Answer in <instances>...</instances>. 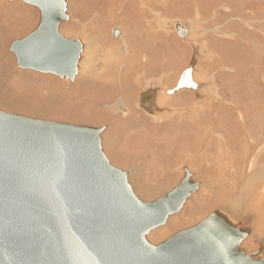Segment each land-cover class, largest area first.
<instances>
[{"label":"rangeland","instance_id":"1","mask_svg":"<svg viewBox=\"0 0 264 264\" xmlns=\"http://www.w3.org/2000/svg\"><path fill=\"white\" fill-rule=\"evenodd\" d=\"M148 1L151 2L150 9H146L148 4L146 7L139 5V10L127 13L122 0H66L69 19L61 24L59 31L68 39L87 43L90 63H93L92 66L89 64L91 68L87 72L78 74L71 82L18 67L10 46L37 29L40 13L36 7L21 0H0V35L3 36L0 40V111L56 123L105 128L101 141L106 158L111 165L128 174L130 185L143 202H154L168 194L184 177L183 168H190L194 180L200 183L199 190L188 199L179 214L149 232L147 239L155 246L223 209L234 200L239 188L246 187L247 191L242 188L243 192L245 190L242 199H248L240 217L246 219L244 226L251 228V234L241 243V246L246 244L245 248H240L245 253L256 252L264 245V242L256 243L254 237L256 234L264 237V183L242 186L247 180L242 174L250 168L226 169L231 159L222 158L221 153L222 150L225 155L229 153L223 139L227 133L237 146L234 151L243 154L242 148L249 146L246 140L255 131L253 126L249 128L251 123L246 127V123L237 119L236 113L241 107H247L255 112L253 118H258L259 113L252 107L258 105V100H264V79L260 77L264 70V35L261 33L264 31V0ZM196 10L200 12V23L193 25V37L191 35L189 42L181 41L182 37L174 33L168 20L194 21ZM216 10L220 13L217 16ZM154 12L161 13V19ZM166 19V23L163 22ZM245 21L249 27L245 26ZM121 26L126 31L125 42L113 39L116 36L111 34L113 27ZM194 41L202 44L210 57H196V51L189 46ZM224 43L228 52H223L219 46ZM159 44L161 47H157ZM146 55L152 59V65L155 62L158 65L143 67L140 56ZM126 61L130 64L129 70L123 71L120 67L125 69ZM190 62L196 65L197 79L207 80L208 91L201 92L198 97L192 90L182 89L173 95V99L178 98L175 102L169 101L172 97H168L166 115L161 122L137 108L140 95L150 86L160 85L169 90L175 87L177 77L190 67ZM209 78L212 84L208 83ZM122 81L128 82L125 92L118 89V83L120 87L124 84ZM115 105H123L126 111L129 110L128 115H123L121 110H125L121 106V110H115L118 108ZM261 106L264 107L262 101L259 110ZM113 107L116 108L112 110ZM139 118L142 119L139 121ZM243 125L247 130H243ZM218 133L222 134V141L221 137L217 138ZM156 152L157 157H154L152 154ZM235 170L239 171L238 175ZM240 217L235 218L240 221ZM165 227H168L167 232L152 238L154 232ZM260 252L259 257L264 259V248Z\"/></svg>","mask_w":264,"mask_h":264},{"label":"water","instance_id":"2","mask_svg":"<svg viewBox=\"0 0 264 264\" xmlns=\"http://www.w3.org/2000/svg\"><path fill=\"white\" fill-rule=\"evenodd\" d=\"M21 1L39 9L40 23L11 44L17 65L75 80L84 45L59 31L66 1ZM195 87L188 69L169 94ZM104 131L0 111V264H264L239 249L246 230L218 211L151 244L149 232L179 214L200 183L186 169L177 188L143 202L106 158Z\"/></svg>","mask_w":264,"mask_h":264},{"label":"bare ground","instance_id":"3","mask_svg":"<svg viewBox=\"0 0 264 264\" xmlns=\"http://www.w3.org/2000/svg\"><path fill=\"white\" fill-rule=\"evenodd\" d=\"M10 1V0H9ZM66 1V0H65ZM104 1H106V0H104ZM129 2V3H126V2ZM146 1H148V0H122V3H123V6L125 7V8H127V13H128V11H131V10H133V12L135 11V9H140V7L142 6V7H146V4H148V8H146V9H150V6L149 5H151V2L150 1H148V2H146ZM25 3V2H24ZM27 4V3H26ZM30 5V4H29ZM104 5V4H103ZM115 5H117V4H115ZM139 5H141L140 7H138ZM15 6H19V5H15ZM32 6V5H31ZM35 7V6H34ZM37 8V7H36ZM38 9V8H37ZM142 9H144V8H142ZM112 10H113V7H112ZM226 10V9H225ZM38 11H39V9H38ZM227 11V10H226ZM40 13V12H39ZM150 13H153V11L152 12H150ZM156 12H154V14H155ZM218 14H220L217 10H216V16L218 15ZM68 15V14H67ZM162 14L161 13H156L155 14V16L158 18V19H161V16ZM195 16H196V19H194V21H189V20H185V19H181V20H174V21H170V20H168V19H166V20H164L163 22H165L166 23V21L168 20V25L171 27V29L174 31V33L175 34H178L180 37H182V38H184V39H180L181 41H184V42H189V39H190V37H191V35H192V33H193V31L192 30H194V28H195V26H196V23L197 24H199L200 23V12H199V10H198V12H197V10H196V14H195ZM144 17V16H143ZM155 17V18H156ZM239 17V16H238ZM69 19V18H68ZM164 19V18H163ZM187 19V18H186ZM236 19V18H235ZM240 19V18H239ZM192 20V19H191ZM237 20V19H236ZM67 21V20H66ZM87 21V20H86ZM90 21V20H89ZM92 21V20H91ZM170 21V22H169ZM243 21V20H242ZM258 21V20H257ZM88 22V21H87ZM95 22V21H94ZM199 22V23H198ZM160 23V22H159ZM245 23V26H250V24L249 23H247L246 21L244 22ZM193 25H195L194 27H193ZM8 27V26H7ZM6 27V28H7ZM87 27V26H86ZM254 28V27H253ZM115 29H118L119 30V32H118V34H114V31H115ZM216 29H217V27H216ZM258 30V29H257ZM179 31L180 32H183L184 34H185V36H181L180 35V33H179ZM192 31V32H191ZM260 31V30H259ZM196 32V31H195ZM225 33V32H224ZM231 32H229V34H230ZM263 35H264V31H262L261 32ZM111 34L113 35V36H116V37H113V39H119V40H124V42H125V40H126V38H127V36H126V31H125V29L121 26V28H119V27H113V29H112V31H111ZM221 34V33H220ZM229 34H225L224 36H230ZM196 35V34H195ZM1 37H3V36H1L0 35V40H1ZM179 37V38H180ZM192 37H193V35H192ZM232 38H233V36H231ZM88 38V37H87ZM87 40V39H86ZM208 41V40H207ZM206 42V41H205ZM205 42H202V43H205ZM85 42H83V51H82V54H81V59H80V61H79V64H78V72H77V75L78 74H83V73H85V71L87 72L88 70H89V68H91V67H88L89 66V64H91L90 63V61H91V58H90V56H89V49H88V44L87 43H85ZM89 43V42H88ZM93 43V42H92ZM128 44V43H127ZM126 44V45H127ZM86 45V46H85ZM92 45V44H91ZM205 45V44H204ZM214 45V44H213ZM189 46H191V48L194 50V51H196V57H198V56H200L201 58H202V56H203V58H207V57H210L209 56V54L207 53V52H205V48H204V46L202 45V44H200L199 42H192ZM220 47H222L223 48V52H228V50H227V44H220L219 45ZM218 46V47H219ZM242 46V45H241ZM11 47V46H10ZM157 47H161V44H159ZM219 47V48H220ZM117 48V47H116ZM128 48H129V46H128ZM207 48H208V46H207ZM210 48V47H209ZM235 48H239L238 46H235ZM242 48V47H241ZM125 49V48H124ZM220 51H221V49H219ZM260 50V49H259ZM95 51V50H94ZM99 51V50H98ZM104 51V50H103ZM128 51V50H127ZM130 51V50H129ZM247 51H249V53L251 52V50H249L248 48H247ZM208 52H210L209 50H208ZM254 51H252V53H253ZM258 52V50L255 52V53H257ZM94 53V52H93ZM158 53V52H157ZM91 55V54H90ZM156 55V54H155ZM93 56V55H92ZM159 57V56H158ZM16 58V57H15ZM140 58L142 59V66L143 67H151V68H153L154 66H157V65H155V63L152 65L151 63H153V61H152V59H150V58H148L147 57V55L146 56H140ZM157 58V57H156ZM130 59V58H129ZM196 59V58H195ZM95 60V59H94ZM131 60H132V58H131ZM130 60V61H131ZM158 60V59H157ZM193 61V60H192ZM125 62V61H124ZM123 62V63H124ZM17 63V62H16ZM98 63V62H97ZM121 63V62H120ZM191 63V62H190ZM198 63V62H197ZM112 64V63H111ZM122 64V63H121ZM120 64V65H121ZM196 64V63H195ZM93 65V63L91 64V66ZM124 66H125V69L122 67V65H121V67H120V69H122L123 71L124 70H129V66H130V64H127V61H126V64L124 63L123 64ZM194 66H196V65H194V63H191V65H190V67H188L185 71H187L188 69H190L191 71H192V76H193V80H194V82H195V84H196V87H195V89L194 90H192V89H190V90H192L194 93H196L197 94V96L199 97L200 95H201V92H203V91H208L209 89H207V87H206V83H207V80H203V81H199L198 79H197V77H196V75L198 74V72H195V67ZM19 67V66H18ZM160 67V66H159ZM197 67H199V66H197ZM97 68V67H96ZM128 68V69H127ZM144 69V71L145 70H147V69ZM201 68V67H200ZM232 69V68H231ZM234 69V68H233ZM91 70V69H90ZM185 71H183V72H181V74H180V76L179 77H177V82H176V84H175V87H173L172 89H165V88H163V87H161L160 85H158V86H160V87H156V88H154L153 86H150L149 87V83H148V87L149 88H147L145 91L146 92H142V94L140 95V98H139V102H138V104H137V108L138 109H140V110H142L148 117H151V118H153V120L155 119V121L157 120V121H160V120H163L162 118L166 115L165 114V104H166V102H167V99H168V97H172L171 99H169V101H172V102H175L178 98H174L173 99V95H175V94H177V93H179L180 92V90L179 91H176V92H174V93H172V94H169V91H173V90H175L176 89V87H177V84H178V82H179V80H180V78H181V76L183 75V73L185 72ZM146 72V71H145ZM90 73V72H89ZM124 73V72H123ZM93 74V73H92ZM145 76H146V74H145ZM77 77V76H76ZM260 77H261V79H262V77H263V79H264V70H263V72H262V75H260ZM129 78H130V75H129ZM211 78V77H210ZM210 78H209V80H208V83L210 84L211 82V80H210ZM214 77H212V79H213ZM76 79V78H75ZM111 79V78H110ZM208 79V78H207ZM66 80V79H65ZM109 79H107V81H108ZM68 81H71V82H74L75 80H68ZM159 81V80H158ZM123 83H124V81H122ZM137 82V81H136ZM152 82V81H151ZM213 82V81H212ZM264 82V81H263ZM126 84L128 83V82H125ZM125 83L120 87L119 86V83H118V89H120L121 91L123 90L124 92H125ZM121 84V83H120ZM147 84V83H146ZM160 84V83H159ZM199 84H201V85H199ZM212 84V83H211ZM213 85H214V83H213ZM212 85V86H213ZM131 86V85H130ZM132 87L133 86H131L130 88H131V91L133 90L132 89ZM236 88V87H235ZM263 88V87H262ZM126 89H128V88H126ZM123 92V94H126V93H124ZM211 92H212V90H211ZM215 93V92H214ZM127 95V94H126ZM120 97V96H119ZM231 97H232V94H231ZM121 98V97H120ZM119 98V99H120ZM227 98V97H226ZM259 98V97H258ZM173 99V100H172ZM234 99H236V98H233V100ZM220 100V99H219ZM222 100V99H221ZM224 100V99H223ZM227 100V99H226ZM117 101V100H116ZM119 101V100H118ZM228 101V100H227ZM262 101V104H264V100H261ZM260 100H258V105L257 106H254V107H252V109L253 110H257V113H259L258 114V118H253V115H252V113L254 114L255 112H253L252 110H250V109H248L247 107H239L240 109H238V111H237V119H241L240 121L241 122H243L245 125H246V127H248L249 126V123H251V125L249 126V128H251L252 126L254 127V133H253V135H251L247 140H246V142H248L249 143V146H247V147H243L242 148V155H241V153L240 152H237V151H234L235 149H237V146H235V144H233V142H232V139H230L229 138V134H227V133H225L224 134V143H226L227 145H228V147H229V153L227 154V155H225V154H223V150H222V153H221V155H222V158H223V156L225 157V158H227V160H229V159H231V162H227V165H226V169L227 168H234V169H237V167L239 168V169H241L242 170V168H250V169H248L249 170V172H244L243 174H242V177L244 176V174L246 175V177H247V180H246V182H244L245 184L244 185H242V186H246L247 184H252V182H256V183H261V182H263L264 183V107H262L261 108V110H259V106H260V102H261ZM115 102V101H114ZM120 102H121V100H120ZM224 102V101H223ZM230 102V101H229ZM225 103V102H224ZM228 103V102H227ZM116 104V103H115ZM226 104V103H225ZM118 105H119V103H118ZM233 105V104H232ZM112 106H114V105H112ZM116 106V105H115ZM122 108H123V105H120ZM119 106V107H120ZM225 106V105H224ZM235 107H236V105H234ZM107 107V106H106ZM109 107V106H108ZM116 107H118V106H116ZM115 107V108H116ZM112 108V110L113 109H115V110H121V108ZM251 107V106H250ZM231 108V107H230ZM111 109V108H110ZM124 109V108H123ZM167 109V108H166ZM125 110V112L123 111V110H121V112L123 113V115L125 116L127 113H129V110L128 111H126V109H124ZM167 111V110H166ZM173 111V110H172ZM175 111V110H174ZM195 111V110H194ZM232 111V110H231ZM235 111V110H234ZM115 112V111H114ZM113 112V113H114ZM127 112V113H126ZM173 113V112H172ZM234 113V112H233ZM205 114V113H204ZM128 115V114H127ZM227 115V114H226ZM225 115V116H226ZM194 116V115H193ZM200 116V115H199ZM203 116V115H202ZM130 117H133V116H130ZM235 118V117H234ZM138 119V118H137ZM142 119V118H141ZM140 118H139V121L141 120ZM192 119H194V118H192ZM236 119V118H235ZM130 120V119H129ZM136 120V119H135ZM207 120V119H206ZM228 120H229V118H228ZM246 120V121H245ZM126 121V120H125ZM192 121V123H195L194 122V120H191ZM236 121V120H235ZM250 121H252V122H250ZM127 122V121H126ZM133 122H135L134 120H133ZM161 122V121H160ZM237 122H239V121H237ZM159 123V122H158ZM187 123V122H186ZM190 123V122H189ZM235 123V122H234ZM138 124H140V122H138ZM188 124V123H187ZM133 125V124H132ZM142 125V124H141ZM138 126H140V125H138ZM185 126V125H184ZM189 126V125H188ZM240 126H241V124H240ZM239 126V127H240ZM131 127V126H130ZM145 127V126H144ZM186 127H187V125H186ZM125 128V127H124ZM240 128H242V127H240ZM243 128H244V125H243ZM147 129V128H146ZM145 130V129H144ZM243 130H247V129H243ZM157 131V130H156ZM252 131V130H251ZM103 134V133H102ZM210 134V133H209ZM246 134V133H245ZM141 135V134H140ZM166 135H168V134H166ZM211 135V134H210ZM213 136V135H212ZM216 136H217V138H219V137H221V138H219L220 139V141H222V134L221 133H218V135L216 134ZM150 137V136H149ZM167 137V136H166ZM244 137V136H243ZM122 138V137H121ZM152 138V137H151ZM150 138V139H151ZM159 138V137H158ZM198 138V137H197ZM123 139V138H122ZM186 139V138H185ZM203 140H204V138H203ZM206 140V139H205ZM141 141V140H140ZM173 141V140H172ZM201 141V140H200ZM193 142H195V141H193ZM187 143V142H186ZM199 143H201V142H199ZM198 143V144H199ZM208 143V142H207ZM236 143V142H235ZM195 144V143H194ZM221 144V143H220ZM226 145V146H227ZM246 145V144H245ZM172 146V145H171ZM198 146V145H197ZM178 147V146H177ZM118 148H119V146H118ZM175 148V147H174ZM173 148V149H174ZM144 149V148H143ZM171 149H172V147H171ZM170 149V150H171ZM176 150V149H175ZM199 150V149H198ZM204 151H207V149H204ZM221 151V150H220ZM171 152V151H170ZM194 152V151H193ZM227 153V152H226ZM152 154V153H151ZM150 154V155H151ZM154 157H157V152L156 153H154V154H152ZM189 155H191V154H189ZM153 156H151L152 158H153ZM150 157V158H151ZM193 157V156H192ZM123 159V158H122ZM160 159V158H159ZM188 159V158H187ZM191 159V158H190ZM124 161H126V160H124ZM123 162V161H122ZM152 161H150V163H151ZM194 162V161H193ZM125 164V163H124ZM152 164V163H151ZM150 164V165H151ZM186 169H188L189 171H190V173H191V175H192V177H191V180L192 181H194V182H196L195 180H194V174L192 173V171H191V169L190 168H188L187 166H186V168L184 167L183 168V170H184V172H185V174H184V177H185V175H186ZM244 170V169H243ZM239 174V171H237V170H235V175H238ZM183 177V178H184ZM236 177V176H235ZM182 178V179H183ZM182 179L180 180V182H179V184L181 183V181H182ZM240 181V180H239ZM244 181V180H243ZM167 182V181H166ZM198 183V182H197ZM255 183V184H256ZM178 184V185H179ZM234 184V183H233ZM254 184V183H253ZM252 184V185H253ZM178 185L175 187V188H177L178 187ZM237 185V184H236ZM239 186V185H238ZM261 186H263L262 184H261ZM200 187V186H199ZM251 185H250V189H251ZM174 188V189H175ZM236 188L237 187H235L234 188V191H232L231 192V195H233V193L235 192V190H236ZM245 189L246 187H241V188H239V190L236 192V195H235V198H234V200L233 201H230V202H228L225 206H224V208L223 209H221V210H219L218 212H220L224 217H225V220L226 219H229V221L231 222V224H233L234 226H236L238 229H242V230H246V232H247V236L242 240V241H244L247 237H249L250 236V234H251V228L250 227H248L247 225L246 226H244L245 225V222L243 221V220H246L245 218L242 220V218L240 217L241 215V209H242V206H244V203H246V201H247V199H246V196H245V198L244 199H246L245 201H243V199H242V195H244L245 194V190L247 191V188L244 190V192H243V189ZM248 188H249V186H248ZM254 188V187H253ZM264 188V187H263ZM173 189V190H174ZM172 190V191H173ZM249 190V189H248ZM253 190V189H252ZM254 191V190H253ZM250 192V191H249ZM252 192V191H251ZM250 192V193H251ZM264 192V191H263ZM262 192V193H263ZM257 193V192H256ZM261 193V192H260ZM264 194V193H263ZM262 194V195H263ZM167 195V194H166ZM260 198V197H259ZM209 199V198H208ZM213 199V198H212ZM215 199V198H214ZM262 199V198H261ZM188 201V200H187ZM216 201V200H215ZM214 201V202H215ZM242 201H243V203H242ZM263 201H264V199H263ZM262 201V202H263ZM204 202V201H203ZM202 202V203H203ZM261 202V201H260ZM261 202V203H262ZM200 203V202H199ZM186 204V203H185ZM260 205V204H259ZM262 205V204H261ZM197 206V205H196ZM263 206V205H262ZM244 208V207H243ZM255 215V214H254ZM240 217L241 219H240V221L239 220H236V219H238V218H235V217ZM239 221V222H238ZM167 230H168V227H165V228H163V230H159L158 232H154L153 234H152V238H154V236L156 235V234H161L162 232H167ZM264 230V229H263ZM253 234V233H252ZM263 236V235H262ZM261 236V234L260 235H255L254 237H256L255 239L257 240V242L256 243H258V242H260V243H263L264 242V237H262ZM262 237V238H261ZM255 240V241H256ZM251 242V241H250ZM242 243V242H241ZM255 244V243H254ZM249 245V244H248ZM253 245V244H252ZM252 245H250V246H248V247H252ZM259 245V244H258ZM240 246H241V244H240ZM240 246H239V249L240 250H242V248H243V246H246V244H243L241 247L242 248H240ZM264 245H261V248L259 249V250H257L256 252L255 251H253L251 254H254L255 256H254V259H262V256H260L259 257V254L261 253L260 251L264 248L263 247ZM245 248V247H244ZM243 248V249H244ZM243 251V250H242ZM249 251V250H248ZM247 254H249V252L247 253ZM262 255V254H261ZM264 258V257H263ZM264 260V259H263Z\"/></svg>","mask_w":264,"mask_h":264}]
</instances>
